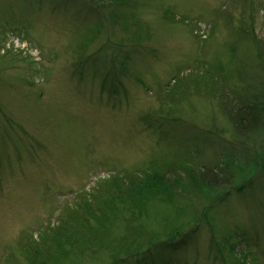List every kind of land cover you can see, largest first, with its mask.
Returning a JSON list of instances; mask_svg holds the SVG:
<instances>
[{"label": "rangeland", "instance_id": "374dc122", "mask_svg": "<svg viewBox=\"0 0 264 264\" xmlns=\"http://www.w3.org/2000/svg\"><path fill=\"white\" fill-rule=\"evenodd\" d=\"M59 3L0 0V264H41V237L73 216L111 241L89 254L56 247L54 231L57 252L47 259L110 264L129 234L95 214L114 179L168 170L174 181L187 165L208 166L213 153L244 152L250 141L224 114L228 102L257 101L239 95L247 88L238 77L257 88L264 75L256 59L264 0H124L89 12L81 0ZM119 9L125 18L113 23ZM103 27L110 47L100 43ZM247 27L257 48L239 33ZM252 175V186L208 211L182 251L155 262L264 264V173ZM181 205L147 206L133 223L139 237L162 235L168 221L188 228Z\"/></svg>", "mask_w": 264, "mask_h": 264}, {"label": "trees", "instance_id": "16d2710c", "mask_svg": "<svg viewBox=\"0 0 264 264\" xmlns=\"http://www.w3.org/2000/svg\"><path fill=\"white\" fill-rule=\"evenodd\" d=\"M58 1L60 2L59 4L64 5L67 2L74 4L75 0ZM87 1L81 0V4L87 8L88 12L90 8L93 9L96 6L108 9L109 4H112V2L116 4L119 1L121 3L120 8L124 4V0ZM52 2L53 0H51V4ZM76 17L80 19V22L88 21L86 18ZM122 18L125 17L119 9V12L113 15L112 22L114 23L115 19L121 20ZM121 26L124 28V25L121 24ZM249 27L239 33L243 37H251L257 48L259 42L250 34ZM103 34H105L104 27L101 30V34H99L101 35L100 43L103 39H106L109 41L107 45L110 47L113 42L108 38L112 37V35L108 34L107 36ZM260 43L258 47L260 54L257 55L256 59H258L259 64H264V40L261 39ZM107 45L102 46V49H107ZM113 49L116 50L115 48ZM257 70L258 66L257 69H252L254 73ZM259 76L261 79H259L257 88L253 87L250 81L245 83L246 80H244L243 74L238 77L246 85L248 93L243 91L239 95L255 98L256 102L248 99L247 101H239V103L228 102L225 107L224 115L234 128V134L240 138L249 137L248 139H250L249 142L242 143L245 149L244 152L241 149L239 152L238 150L233 152L224 147V152L218 153V155L217 153H213L212 159H214V162H211L208 166L206 164H202L203 166L187 165L181 174H177V176L175 174L174 181L164 178L166 176L164 173L169 172L168 170L158 177L152 175L156 173L155 171L152 174L135 175L126 180V182L114 179L108 199L106 198L105 201H102L101 205L97 206L98 211L95 214L106 217L104 222L109 224L108 230H111L115 225L121 228V224H123L124 229L129 234L122 233L123 240H120L119 244L117 243L116 247L113 248V254L109 259L111 261L109 262L110 264H159L155 261L160 259L163 253L167 251L169 253L182 251L193 240L198 228L197 226L210 221L208 211L217 205V203L223 202L230 194V191L240 192L244 188L252 186L255 179L252 174L259 173L260 171L264 173V75ZM165 200L171 202L179 201L184 211V213H181V216H187V224L191 223V225L188 228H184L186 226H184V223H181V226L177 227L178 220L172 225H170L172 221H168L169 227H162V235L158 236L152 233L148 238H144L145 240H143L138 235H141L138 227L133 223H137V220L144 213L147 206L153 205L154 202H163ZM87 208V211L92 213L93 209ZM178 213L179 211L176 212V214ZM87 216L88 213H86ZM62 221L41 237L39 244L43 246L46 258H44V262L38 263L53 264L47 258L57 252V249L53 248L54 241L52 240L54 237H50L54 231L55 233L57 232L55 236L58 235L57 237L62 240L55 243L56 247L61 243L69 244V246L75 245L79 250L81 247H86L89 252H84L89 254H94L91 250H101L107 241H111V239L107 238L105 232L99 234L97 230L95 231L90 228L87 225V220L84 222L82 216H73L72 219ZM162 236L166 237L162 238ZM90 245L93 247L91 248ZM108 245L114 247L115 241H112ZM106 249L108 248L106 247ZM227 251L233 254L232 246Z\"/></svg>", "mask_w": 264, "mask_h": 264}]
</instances>
